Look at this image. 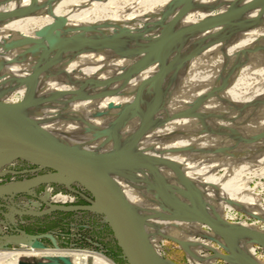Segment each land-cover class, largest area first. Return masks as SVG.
I'll list each match as a JSON object with an SVG mask.
<instances>
[{"label": "bare ground", "instance_id": "obj_1", "mask_svg": "<svg viewBox=\"0 0 264 264\" xmlns=\"http://www.w3.org/2000/svg\"><path fill=\"white\" fill-rule=\"evenodd\" d=\"M132 1L135 0H106V9L110 11L105 10V16L108 17L109 12H112L111 8H118ZM170 1L162 9V12L170 14L159 18L162 12H158L159 26L155 28L158 31L151 32L155 36L152 35L148 45L143 40L144 35H137L136 31L123 33L110 26V33L106 34L108 31H103L107 29L106 26H103L106 27L102 30L104 33L97 32L99 26H95L97 37L102 41L103 35L110 39L121 37L119 39L125 43L136 40L132 50L122 48L121 56L111 59L107 52L99 50L100 45L88 49L91 39H94H86L89 32H79L76 37L68 34L69 27L75 21L82 27L85 26L86 5L91 2L94 5L102 3L99 0H0V94H5V90L10 87L14 91L26 93L23 95L32 102V106L24 110L14 107L7 112L10 119L22 126L30 128L28 119H31L57 143L96 154L119 152L123 161L103 166L101 170L136 212L148 245L151 243L150 230L155 225V220L148 219L152 214L148 216L143 211L140 193L136 192V185L133 186L132 183L151 187L149 196L157 201L154 205L160 206L155 207L154 212L173 222L172 229H169L170 235L178 240L183 239L186 255L190 261L195 262L198 257L193 234L199 230L200 222L193 218L194 222L184 223L183 217L189 219L191 215H204L196 212L197 205L199 208L205 207L209 214L204 216L210 220L233 226L232 223L224 222L222 208L225 203L212 205L206 191L224 192L234 200H241L244 205L252 201L243 195V189L238 191L241 192L240 196L237 195L238 192H228L227 189L230 190L234 185L230 182L232 171L223 179L214 180L210 173L197 170L196 164L199 161L214 164L218 161L233 169L239 167V161L247 160L246 152L253 159L261 158L259 150L264 151V88L241 89L236 98H230V85L218 81L214 86L222 91L216 95L219 101V106L216 107L203 105L202 96H185L190 91L187 78L204 72H211L219 78H229L230 67L249 62L248 60L255 64L261 62L264 59L262 44L254 46L261 50L253 52L250 59L245 55L244 43L228 49H220L215 43L211 47L209 45L215 37L228 41L232 38L245 41L262 36L263 32L256 31L253 26H264V8L259 7V4L250 7L255 0ZM213 6L219 7V13L208 11ZM70 8L72 14L68 12ZM244 8L246 9L241 11ZM157 9L158 7L156 11L161 10ZM181 10L183 13L179 14ZM229 12L234 15L228 21L212 26V29H196L170 41L172 34L178 30ZM197 13L201 18L193 19ZM119 17L118 13L112 14V18ZM106 20L109 19L104 21ZM170 21L174 22L176 29L163 33V28ZM51 40L53 42L50 43ZM58 50L63 53V60L55 56V51ZM166 51L167 55L156 63L154 61L153 67L145 66L146 61L153 57L155 59L160 52ZM182 58L185 59L179 61ZM25 64L28 66H24ZM10 91L8 92L11 93ZM42 97L50 100L55 110L65 116L72 115L98 133L100 137L97 142L87 144L79 140L73 141L67 125L39 113V99ZM0 103L11 104L1 98ZM248 139L251 140L250 143L246 142ZM94 146L98 148L95 149ZM164 161L167 165L160 163ZM134 175L136 180L128 181ZM201 183L206 187L201 188ZM147 191L146 189L145 192ZM140 192L143 190L140 189ZM190 192L192 206L185 196ZM51 201L65 203L72 201V198L59 193L52 196ZM249 209L264 214V206L253 204ZM0 230L5 232L2 228ZM160 231L168 233L163 227ZM201 232L212 239L220 238L212 230ZM247 237L249 238L242 233H234L228 241L247 260V264H264L263 260L256 257L253 242ZM261 239L264 241L262 235ZM220 241L223 242L222 239ZM204 244L209 246L208 243ZM224 245L226 246L225 243ZM15 246L34 251L37 258L49 259L27 262L17 259L9 261L0 257L1 264H65L61 258L74 264L66 253L56 252L42 244ZM4 250L0 249V253L3 254ZM228 259L231 264H235L232 256H228Z\"/></svg>", "mask_w": 264, "mask_h": 264}, {"label": "rangeland", "instance_id": "obj_2", "mask_svg": "<svg viewBox=\"0 0 264 264\" xmlns=\"http://www.w3.org/2000/svg\"><path fill=\"white\" fill-rule=\"evenodd\" d=\"M99 1L102 3L94 5L91 4L92 3L91 2L90 4L86 5L87 7L85 8L86 9L85 22L87 23L85 24V26L82 27L81 24L75 21V23L71 27H69L68 34H72L74 37H76L77 33L79 32L82 33L89 32L90 35L86 39L90 40V38L93 37L94 39H91L92 41L89 43L88 49L90 47L100 45L99 50L100 51L104 50L105 52H107L112 57L111 59H113L116 56H121L120 50L122 48H129L132 50L136 45L135 44L136 40H133L132 42L129 43H125L123 42V40L119 39L121 37L110 39L107 38V35H103L102 37H104V40L102 41L101 38L97 37V34L95 32V26H99V27L101 26L100 29L99 27H97V32L100 31L99 33H104L105 31H108L106 32V34L110 33L109 32V29L111 28L110 26L116 27L117 31L123 33L136 31L137 35H141V36L144 35L143 36L144 39L143 37L142 39L146 40L148 42L147 43L148 45L149 42H151L152 35L155 36V34H151V32L155 33L154 30H157L155 28L159 26L158 19L160 17L165 18V16H168L170 14L167 11L162 12V9L164 10L169 0L167 2L166 0H135L132 1V3L129 2L130 4L128 3L122 5L121 7L111 8L112 12H109L110 15L108 14V17H106L105 14L107 12H105V10L110 11V9H106L107 8L105 5L106 0H99ZM172 1L173 0H171L170 3ZM257 3L258 1L255 0L249 6L252 7ZM104 7L105 9H103ZM157 7L158 9L161 8V10L157 9L158 11H156ZM259 7L264 8V5L259 4ZM245 9H242V11H244ZM159 11L162 13L159 14L160 13ZM208 11H210V13L217 14L219 13L220 10L219 7L213 6L208 8ZM68 12L70 14L73 13L71 8L69 9ZM114 12L118 13L120 17L112 18V14ZM182 13L183 10L179 12V14ZM158 14L161 16H159ZM73 17L75 18V16ZM200 18L201 15L199 13H197L193 17V19H200ZM105 19H109V20L104 21ZM103 26H106L107 29L103 30V28H106ZM175 27L176 26L174 25V22L172 21H170V23L167 22L165 28H163V33H167V32L169 33L172 29L173 30L176 29ZM253 27L254 29H256V31L263 32L264 35V26L258 25ZM209 28L212 29V27ZM102 30L104 32H102ZM263 35L245 41H242L239 38H232L230 39V41H228V40H224L221 37H215L214 39L212 38L213 41H211L212 43H210L209 47H211V45L215 43L216 46L220 49H224V48L228 49L229 47L232 48L234 45L244 43L245 45L243 46L245 47V55L246 57L248 56L247 57L248 59H250L253 52L258 53L261 50L260 47L255 49L254 46L258 44H262V46H264ZM69 42L71 41L69 40ZM109 44L114 45V47L111 48ZM49 53L48 55H50ZM55 53H56L55 56H57L59 60H63L65 58L63 53H61L59 50L55 51ZM165 55H167V51L162 53L160 52L157 55V57L155 56V59L154 57L153 58L150 57L151 59L145 62V66L148 67L154 65ZM184 59L185 58H182L179 61L182 62ZM248 61L249 62L240 63L234 67H230L229 78L215 77L214 74L211 72L209 73L204 72L203 74H198L195 77H193V75H190L187 78L189 79L188 85L190 91L186 93L185 96H192V97L202 96L203 105L209 104L217 107L219 106V101L216 95H218V93L222 91L214 86L218 81L219 83L225 82L228 83V85H230V98H236L240 94L241 89L249 90V89L264 88V59H262V61L258 62L257 64L252 63L251 60ZM24 66H28V65L25 64ZM8 91H10L11 93H9ZM3 94L4 93L0 94L1 99L9 101L11 104L17 103L18 106L16 107L20 110H24L32 106V102L26 99L24 96L26 93H21L20 91H14L10 87L8 90L6 89L5 94L4 95ZM10 94L12 95L9 96ZM6 95L8 96L5 97ZM20 104H22V106H19ZM38 110L40 114H43V116L48 117L50 119H54L60 123H64L65 125H67L70 133H72L73 141L79 140L82 143L95 144L97 142V139L100 137L98 133L92 131L91 128L88 127L87 125H83L81 121L76 120L72 115L68 114L69 116L68 117L62 114L60 111L55 110L54 105L51 103V101L45 99L44 97L39 99ZM180 118H182V116H180ZM28 122L31 124L28 126L36 134H45V135L47 134L44 129L39 128L38 124L32 122L31 119H28ZM246 142L250 143L251 140L248 139L246 140ZM93 148L97 149L98 146L97 148L96 146H94ZM246 153L248 154V152ZM259 153L261 155V158L259 160H257L255 157L253 159V156H248L247 154L245 156V154L243 153L242 155H244L247 158V160L243 162L239 161L241 163L239 164V167L233 169L224 166L222 163L218 161H216L215 164L211 162L215 166L209 162L206 163V161H199L197 162L198 164H196V168L201 172L210 173V176L214 180L223 179V177H225L230 171H232L230 172V182H232L234 185L231 186L230 190L229 189L227 190L228 192L232 191L235 192L236 194L238 191H241L243 189L242 192L243 195H245V197L248 199H252V201L245 203L246 206L244 205V203L241 202V200L239 199L234 200L233 198H230L228 195H226V193L224 192L219 193L217 191L218 192L217 193L216 191L209 190L206 191L208 195L205 192L204 193L208 196V199L210 202H212V205H220V204L224 205L225 203V206L222 208V216L224 218V222L232 223L233 226L248 227L252 230H255L256 232H259L260 235L264 237L263 235L264 214L258 211L254 212L249 209V207L253 204L261 205L262 207L264 206V151L259 150ZM217 156L218 155H216L215 158H217ZM160 163H162L163 165H167L165 161ZM14 164H15L14 168L20 171L36 168L35 164H33L32 162L26 159H18V161H16ZM209 164L210 166L212 165L213 166L210 167ZM45 171L46 170L42 172ZM22 176L24 179H26L34 176V174L29 173V174H24ZM131 178L132 177L130 176L128 178V181L136 180L135 175L133 176L132 179ZM182 182L184 181L182 180ZM132 185L133 186L136 185L134 188L136 189V192L140 193V199L142 201L141 205L142 208H144L143 211H146L148 216L152 214L150 217L147 216L148 219L154 218L155 220V225L153 224L154 226L150 230L151 231L150 246L154 254L153 261L155 263L158 262V264H231L228 259V256H230L231 258V255L227 250L226 246L224 245V243L220 241L221 240L220 238L218 240L215 238L212 239L211 237H209V235L202 233L201 232L202 230L211 232V230L202 223H198L200 228L198 231H195L196 232L195 234H193V239L194 241H196L197 244L195 250H196V257L198 258L196 259L195 262L190 261L183 248L184 245L183 239L180 238V240H178L170 235L169 229H172L171 227L173 222L169 220V218L168 219L164 218L162 214L154 212L155 207L159 208L160 206L154 205L157 204L156 203L157 201L155 202V199L149 196V193L152 190L151 187L144 184L132 183ZM204 185L205 184L201 183L200 187L205 188L206 186ZM45 186L46 185L39 186L38 188L35 189V192L40 196L44 195L46 193ZM51 186H52L51 192L53 195L62 193L64 195L67 196L69 195L70 197H73L74 200L71 202H66V204H86L87 203L86 200L82 196H80L79 193L84 194L86 197H90L89 196L90 193L83 186L82 187L84 189H82V187L79 185L77 186L76 184L71 185L73 190H69L63 185L53 184ZM213 187L214 186L212 185V188ZM140 189L143 190V192H140ZM146 189L148 190L147 191L148 193L145 192ZM240 193L238 192L237 195L240 196ZM145 196L147 198H145ZM185 196L188 197V200L190 201V206H192L190 200L192 193L191 194L187 193L185 194ZM21 198L23 197H20V199ZM26 199L28 200L24 201V199L21 200L16 199V201L22 204L21 206H23L26 202L31 200V197L27 196ZM50 202L57 203L55 201H50ZM240 202L242 203V205L240 204ZM195 208L197 213L201 214L202 212L206 216L209 214L208 211L205 210V207L199 208L196 205ZM183 218L184 219H182V222L184 223L194 222L193 218L189 217L190 220L188 219V217L187 218L183 217ZM0 226L4 231L6 230L7 232H10L9 230L10 226H14L15 229L16 228L20 229L21 231L24 232L25 235L34 237L33 240L35 242L42 244L44 247L46 246L56 252L66 253L68 256H70V259L74 264H128L105 218L103 217L102 214L96 212H54L46 217L21 216L19 219L17 220L15 219L14 223H11L8 217L0 213ZM158 227H160V229ZM162 227L168 233L163 234L160 231ZM159 234L161 236H159ZM248 240H250V242H253V240L250 237L248 238ZM204 243H208L209 246L208 245L205 246ZM252 247L254 249V253L256 257L264 261V247L256 242L252 243ZM40 254H45V253L40 252ZM0 257L5 260L7 259L9 261L17 259L19 261H27V262L43 261L44 259L45 260L49 259V258H44V259L37 258L34 251L21 246L20 247L11 246L9 249H5L3 254L0 253ZM235 264H237L236 261Z\"/></svg>", "mask_w": 264, "mask_h": 264}, {"label": "water", "instance_id": "obj_3", "mask_svg": "<svg viewBox=\"0 0 264 264\" xmlns=\"http://www.w3.org/2000/svg\"><path fill=\"white\" fill-rule=\"evenodd\" d=\"M256 1H258L256 5L264 3V0ZM233 15L230 12L219 14L187 26L172 34L170 41L193 30L224 23ZM16 106L18 105L0 103V178L8 174H36L15 182L0 183V198L7 209L6 212L0 209V213L14 223L16 215L43 217L54 212H96L105 218L128 264H154V254L136 212L101 170L103 166L121 163L123 161L121 154L119 152L96 154L72 145L57 143L48 135L36 134L31 128L22 126L7 116V112ZM18 159H26L35 164L36 168L22 171L6 168L8 164ZM44 170L46 171L42 172ZM74 183H79L90 193L91 198H85L86 204L53 203L50 202L47 192L42 196L35 192L39 186L48 184L63 185L73 190L71 185ZM17 194H26L31 200L21 206L14 202ZM190 218H195V221L218 234L237 264L247 262L229 244L230 235L242 233L249 236L253 243L264 247L260 233L248 227L229 226L212 221L204 215H191ZM13 231L15 233L0 230V249L26 243L40 244L33 240L34 237L25 235L20 229L16 228ZM61 260L65 264H71L64 258Z\"/></svg>", "mask_w": 264, "mask_h": 264}, {"label": "crops", "instance_id": "obj_4", "mask_svg": "<svg viewBox=\"0 0 264 264\" xmlns=\"http://www.w3.org/2000/svg\"><path fill=\"white\" fill-rule=\"evenodd\" d=\"M16 161H18V160H15V161L11 162L10 164H8V165L6 166V168H12V170H18V169H15V168H14V165H15L14 163H15ZM22 179H24L23 176H19V175H16V174H8V175H6V176L0 178V183L15 182V181L22 180ZM27 196H28V195H26V194H17V195L14 197V202L17 203V204H20L19 202L16 201V199H17V200L24 199V201H27V200H28V199H26ZM20 197H23V198L20 199ZM3 204H4V201L0 198V209H1L3 212H6L7 209L3 206ZM20 205H22V204H20ZM50 215H51V214H50ZM47 216H49V215H47ZM20 217H21V216L16 215V216H15V219L17 220V219H19ZM43 217H46V216H43ZM11 229H12V230H11ZM9 230H10L11 233H15V231H13V230H15L14 226H10V227H9Z\"/></svg>", "mask_w": 264, "mask_h": 264}, {"label": "built area", "instance_id": "obj_5", "mask_svg": "<svg viewBox=\"0 0 264 264\" xmlns=\"http://www.w3.org/2000/svg\"><path fill=\"white\" fill-rule=\"evenodd\" d=\"M74 184H76L77 186L79 185V186H81L80 184H78V183H74ZM51 185H53V184H48V185H46L45 186V192H47L48 194H49V200L51 201V197L52 196H55V195H53L52 194V192H51V190H52V186ZM82 187V186H81ZM82 189H84L83 187H82ZM79 193V192H78ZM59 194V193H58ZM62 194V193H61ZM79 195L80 196H82L84 199L86 198V196L84 195V194H82V193H79ZM69 196V195H68ZM89 198H91V195L89 194ZM70 197V196H69ZM72 198V201L74 200L73 199V197H71ZM67 202H71V201H67ZM62 204H66V202L65 203H62ZM7 232V231H6Z\"/></svg>", "mask_w": 264, "mask_h": 264}, {"label": "flooded vegetation", "instance_id": "obj_6", "mask_svg": "<svg viewBox=\"0 0 264 264\" xmlns=\"http://www.w3.org/2000/svg\"><path fill=\"white\" fill-rule=\"evenodd\" d=\"M32 169H33V168H32ZM19 171H20V170H19ZM31 174H34V175H35L36 173H31ZM19 176H22V175H19Z\"/></svg>", "mask_w": 264, "mask_h": 264}]
</instances>
